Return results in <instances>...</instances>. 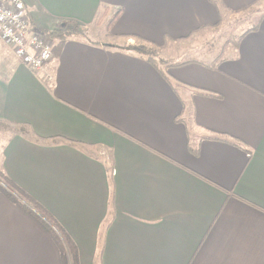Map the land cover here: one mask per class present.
I'll use <instances>...</instances> for the list:
<instances>
[{
	"label": "crops",
	"instance_id": "0c3cea01",
	"mask_svg": "<svg viewBox=\"0 0 264 264\" xmlns=\"http://www.w3.org/2000/svg\"><path fill=\"white\" fill-rule=\"evenodd\" d=\"M23 1L34 31L93 43L51 39L36 76L0 40V169L59 239L0 193V264H264V16L214 62L120 49L174 60L262 0Z\"/></svg>",
	"mask_w": 264,
	"mask_h": 264
},
{
	"label": "built area",
	"instance_id": "2783aa9c",
	"mask_svg": "<svg viewBox=\"0 0 264 264\" xmlns=\"http://www.w3.org/2000/svg\"><path fill=\"white\" fill-rule=\"evenodd\" d=\"M0 40L38 76L53 58V44L30 26L23 0H0Z\"/></svg>",
	"mask_w": 264,
	"mask_h": 264
},
{
	"label": "rangeland",
	"instance_id": "374dc122",
	"mask_svg": "<svg viewBox=\"0 0 264 264\" xmlns=\"http://www.w3.org/2000/svg\"><path fill=\"white\" fill-rule=\"evenodd\" d=\"M261 16H264V0H262L259 12L254 14L246 12L240 15H228L222 19L218 28L203 31L191 39L188 44L174 46L173 50L178 51V56H174V60L214 62L216 59L231 57L234 54L239 37L248 29L254 27L262 19ZM46 38L49 41L51 40L48 37ZM130 46L137 45L133 44ZM5 47L7 46L5 45ZM168 50H156L157 55L165 60L174 61L171 60L170 57L173 56H171ZM0 182L4 185L1 180ZM64 247L68 249L66 244Z\"/></svg>",
	"mask_w": 264,
	"mask_h": 264
},
{
	"label": "trees",
	"instance_id": "16d2710c",
	"mask_svg": "<svg viewBox=\"0 0 264 264\" xmlns=\"http://www.w3.org/2000/svg\"><path fill=\"white\" fill-rule=\"evenodd\" d=\"M256 29H257V26H255V28H252L251 31H254ZM39 33H41L45 37H48L50 39H56L61 42H65L72 38H83V39H86V41L93 43V41L89 37L88 31L82 29L76 23H67L63 27L58 28L56 30L50 31V30L45 29ZM138 41L141 43L140 45L124 46V47H120V49L122 51H126L127 53L134 54V55H137V56H140L146 59L149 63L155 66L159 72H162V68L178 67V66L188 63L185 61L165 60L157 55V51L155 48L148 46L141 39H138ZM0 177H1L0 180L4 183V185H2V183L0 182V193L5 194L12 202H14L16 205H18L22 209H24L31 218H33L39 224L44 226L45 229L48 232H50L54 236L55 240L58 242L59 239H58L57 233L54 232V230L50 227V225L47 222H45L41 218V216H38L36 213H34L30 209H28L26 206H24L21 200L17 196H20L24 201H27L28 203H30L38 213H40L43 217L49 220L52 225H54L56 223H54L50 214H48V212H46L32 198L27 196V194L19 190L8 178H6V176H4L3 172L1 171H0ZM58 232L61 234V237L63 239L61 240V249L65 251L64 244H66L68 246L70 253L74 255L75 246L72 244V242L67 238V236L62 231L58 230Z\"/></svg>",
	"mask_w": 264,
	"mask_h": 264
}]
</instances>
